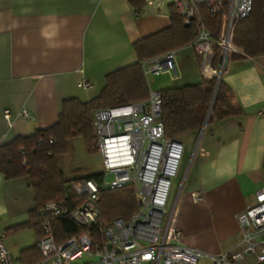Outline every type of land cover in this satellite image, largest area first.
Wrapping results in <instances>:
<instances>
[{"label": "crops", "instance_id": "0c3cea01", "mask_svg": "<svg viewBox=\"0 0 264 264\" xmlns=\"http://www.w3.org/2000/svg\"><path fill=\"white\" fill-rule=\"evenodd\" d=\"M170 1L147 0L138 14L129 0H0V146L56 124L66 99L87 102L97 97L109 73L137 62L136 41L171 25ZM186 48L192 57L187 61L177 50L179 76L172 78L181 84L199 83L204 77L197 54ZM84 79L93 86L81 87ZM222 79L245 114L210 124L195 163L201 184L185 195L195 207L190 218L209 219L221 236L203 247L193 236H184L178 218L173 220L184 244L210 254L239 250L238 214L255 203L256 192L264 187V56L229 61ZM7 110L12 125L5 119ZM193 193L201 198L196 200ZM34 197L27 177L8 180L0 172V229L26 222ZM176 203L170 208L174 214ZM23 232L12 236L18 240ZM227 241L226 248L220 247ZM29 246L21 244L15 257Z\"/></svg>", "mask_w": 264, "mask_h": 264}, {"label": "built area", "instance_id": "2783aa9c", "mask_svg": "<svg viewBox=\"0 0 264 264\" xmlns=\"http://www.w3.org/2000/svg\"><path fill=\"white\" fill-rule=\"evenodd\" d=\"M253 1H170L186 23L196 21L197 37L190 47L201 58L204 78L222 79L226 61L234 53L244 54L235 45V29L252 12ZM201 7H206L212 17L223 15L218 37L202 18ZM143 69L148 79L163 73L178 77L177 51L146 60ZM79 85L90 88L93 83L84 79ZM161 113L160 91H151L150 98L143 102L95 112L94 126L104 172L100 180L86 177L73 181V190L87 197L82 204L71 210L56 201L46 205L42 213L49 216L42 223L45 235L37 243L43 258L35 264H80L85 256L94 259L82 264H202L203 259L210 264H264V187L256 192L255 203L238 214L239 250L210 254L182 242L183 234L174 227V211L168 204L186 147L183 140L165 136ZM22 114L29 117L26 110ZM4 116L12 125L11 112L5 111ZM110 174L112 180L107 179ZM129 184L137 189L139 210L130 220L118 218L102 226L101 188ZM193 197L198 200L201 194L193 193ZM66 216L84 230L58 243L52 219ZM0 264H24L13 255L3 229H0Z\"/></svg>", "mask_w": 264, "mask_h": 264}, {"label": "trees", "instance_id": "16d2710c", "mask_svg": "<svg viewBox=\"0 0 264 264\" xmlns=\"http://www.w3.org/2000/svg\"><path fill=\"white\" fill-rule=\"evenodd\" d=\"M129 1L137 13L142 12L147 5V0ZM168 8L171 25L136 41L134 49L137 62L109 73L106 85L97 97L87 102L77 98L66 99L56 124L27 136H18L0 146V172L8 180L27 177L35 195V205L29 211V219L7 228V236L31 229L39 240L45 235L42 223L49 216L42 213L48 203H64L71 210L87 199L72 188L73 181L82 178L69 179L61 168L60 157L69 152L70 141L79 137L83 138L88 153L98 152L95 112L102 108L148 100L151 89L143 63L167 52L188 47L196 39V21L188 24L173 4H169ZM201 10L208 28L218 37L223 15L212 17L206 7H201ZM234 42L244 54L234 53L230 61L264 56V0L253 1L250 15L236 26ZM197 63L201 65L198 55ZM160 93L161 121L165 136L169 139L182 140L191 133L198 137L207 119L210 125L245 114L233 88L223 79L219 83L218 78H203L199 83L167 87ZM88 178L100 180L101 176L95 174ZM99 207L102 226L118 218L130 220L140 208L137 189L130 184L114 189L101 188ZM52 224L58 243L84 230L69 216L52 219ZM97 238L100 239L99 235ZM38 240L21 251L18 259L22 263L35 264L42 260L43 256L37 248Z\"/></svg>", "mask_w": 264, "mask_h": 264}, {"label": "rangeland", "instance_id": "374dc122", "mask_svg": "<svg viewBox=\"0 0 264 264\" xmlns=\"http://www.w3.org/2000/svg\"><path fill=\"white\" fill-rule=\"evenodd\" d=\"M179 53L182 54L184 58L186 56L187 61L188 55H191L192 57V50L190 48L180 49ZM227 69L228 65H226L225 67V70L223 72L224 74L226 73ZM150 83L154 91L170 84H181L180 81H176L172 78L171 73L162 74L160 76H152L150 77ZM209 129L210 125L208 124L198 138L197 135L183 137V140L186 143V147L189 150V157L185 159L184 155L178 177L173 182V188L168 204L169 207L172 208L175 201L177 202L173 219L174 222L178 218L179 225L183 230L184 236H193L198 240L199 245L203 247H206L209 244H213L215 238H217V236L218 238L221 236V231L217 233V231L214 230L215 226L209 219L201 217L191 219L189 212L192 215H196V212L194 210L195 207L194 205L186 202L185 195L191 186L201 184L200 180L198 179V175L195 173V163H197L201 150L206 141L207 134H204L207 133ZM192 159V164H190V161ZM60 165L69 179L85 178L90 175L101 174L104 172L101 153L99 151L92 154L88 153L85 142L81 137L74 138L70 141L69 152L60 157ZM107 179L112 180L113 176L110 174ZM18 241L22 243H18ZM36 241V235L31 230H25V232L20 234V238L18 240L16 239V236L8 237V244L14 256L17 255V249L19 248V246H21V244L34 245ZM228 243V241L223 242L222 244H220V247L222 245L224 246V248H226L228 246ZM93 259L94 258L91 256H85V258L79 261V263L82 264L83 262ZM202 264H210V261L208 259H203Z\"/></svg>", "mask_w": 264, "mask_h": 264}, {"label": "water", "instance_id": "95a60500", "mask_svg": "<svg viewBox=\"0 0 264 264\" xmlns=\"http://www.w3.org/2000/svg\"><path fill=\"white\" fill-rule=\"evenodd\" d=\"M228 62H229V61L227 60V61H226V64H228ZM220 80H221V78H219V80H218L219 83H220ZM217 90H218V89H217ZM216 92H217V91H216ZM215 96H216V94H215ZM213 104H214V101H213ZM207 124H208V119H207V121H206V123H205V125H204V128H203L202 132L205 130ZM202 132H201V133H202Z\"/></svg>", "mask_w": 264, "mask_h": 264}]
</instances>
